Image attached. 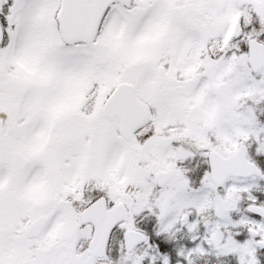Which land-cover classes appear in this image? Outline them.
Here are the masks:
<instances>
[{"label": "snow or ice", "instance_id": "obj_1", "mask_svg": "<svg viewBox=\"0 0 264 264\" xmlns=\"http://www.w3.org/2000/svg\"><path fill=\"white\" fill-rule=\"evenodd\" d=\"M0 264H264V0H0Z\"/></svg>", "mask_w": 264, "mask_h": 264}]
</instances>
